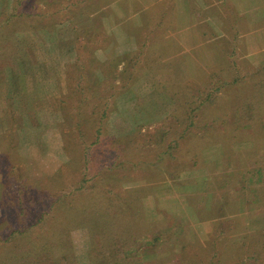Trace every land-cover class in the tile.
I'll list each match as a JSON object with an SVG mask.
<instances>
[{
  "label": "rangeland",
  "instance_id": "obj_1",
  "mask_svg": "<svg viewBox=\"0 0 264 264\" xmlns=\"http://www.w3.org/2000/svg\"><path fill=\"white\" fill-rule=\"evenodd\" d=\"M146 6L0 0V264H264V80Z\"/></svg>",
  "mask_w": 264,
  "mask_h": 264
},
{
  "label": "crops",
  "instance_id": "obj_2",
  "mask_svg": "<svg viewBox=\"0 0 264 264\" xmlns=\"http://www.w3.org/2000/svg\"><path fill=\"white\" fill-rule=\"evenodd\" d=\"M164 1L169 2L171 19L182 27L173 33L179 40L172 61H181L191 72L198 63L202 69L222 67L227 65L224 52L233 44L238 70L264 80V0H145L146 8ZM206 25L211 39L204 41ZM212 41L217 44L209 51L203 44Z\"/></svg>",
  "mask_w": 264,
  "mask_h": 264
},
{
  "label": "trees",
  "instance_id": "obj_3",
  "mask_svg": "<svg viewBox=\"0 0 264 264\" xmlns=\"http://www.w3.org/2000/svg\"><path fill=\"white\" fill-rule=\"evenodd\" d=\"M149 57L150 58H152L153 60H157V59H160L159 58V56H158V54H157V52L156 53H150V55H149ZM156 62H158V61H156ZM156 67V65H154V68ZM153 68V69H154ZM256 74H258V73H256ZM264 74V73H263ZM259 76V75H258ZM263 76V75H262ZM246 77V76H245ZM245 77H244V79H245ZM250 78H252V79H255L254 78V75H252V76H249ZM168 86H171V85H168ZM173 86V85H172ZM177 87V86H176ZM180 87V86H179ZM166 89V88H165ZM167 92H168V95H169V97L172 99V101H173V105L175 106L176 105V107L178 108V105H181V103H182V108H183V110L184 111H186V110H188V111H192L191 109H192V105L194 104V101H190V100H192V97H190V96H188V95H185V92L184 91H182V90H180V89H172V88H170L169 90H167ZM188 93V92H187ZM210 94H212L211 93V90H210V93L208 94V96L210 95ZM220 98V97H219ZM187 112V111H186ZM191 123H189L188 125H187V130L186 131H190L189 130V125H190ZM100 135V131H99V129H96V131H95V133H94V142H92V143H94L93 144V146L94 145H97V143H98V140H99V136ZM192 137H194L193 136V133H191V138ZM190 138V139H191ZM189 139V140H190ZM197 143H195V144H193V143H190V146L189 147H191V146H194V145H196ZM86 147V146H85ZM88 148L86 147L85 149H84V151L82 152V150H81V153H82V159L84 158V157H86L87 156V153H88ZM109 166V169H112V164H110V165H108ZM45 215L46 214H44V213H40V215H39V218H38V220H42V219H44V218H46L45 217ZM37 220V221H38ZM20 228L18 229V230H15V231H13V232H11L10 234H9V237H11V236H13V235H16V234H19V235H24V232H25V230H26V228L24 229V231L23 230H21L22 229V226H19ZM22 231V232H21ZM5 240V239H4ZM6 241V240H5ZM116 245V244H115ZM117 247H118V249H119V251H120V253H127L128 251H126V250H124L123 249V246H122V244H119L118 243V245H116ZM113 252V251H112ZM130 252V251H129ZM132 253H130V255H131ZM133 256V255H132ZM123 260H127V261H129V258L127 259V258H123Z\"/></svg>",
  "mask_w": 264,
  "mask_h": 264
}]
</instances>
